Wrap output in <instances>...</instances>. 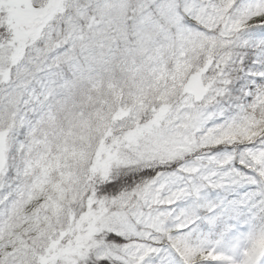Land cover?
<instances>
[{
	"label": "snow or ice",
	"instance_id": "snow-or-ice-1",
	"mask_svg": "<svg viewBox=\"0 0 264 264\" xmlns=\"http://www.w3.org/2000/svg\"><path fill=\"white\" fill-rule=\"evenodd\" d=\"M0 264H264V0H0Z\"/></svg>",
	"mask_w": 264,
	"mask_h": 264
}]
</instances>
